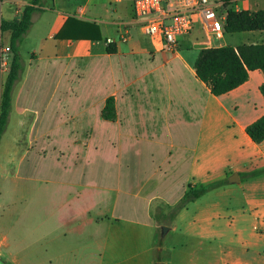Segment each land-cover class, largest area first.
I'll list each match as a JSON object with an SVG mask.
<instances>
[{"label": "crops", "instance_id": "1", "mask_svg": "<svg viewBox=\"0 0 264 264\" xmlns=\"http://www.w3.org/2000/svg\"><path fill=\"white\" fill-rule=\"evenodd\" d=\"M231 2L264 11V0ZM30 4L0 0V24ZM37 7L0 143L1 264H264V141L247 133L264 116V73L215 96L195 69L203 48L264 44V30L225 32L211 46L192 37L172 52L142 34L130 0ZM72 18L97 25L101 40L58 38ZM11 39L0 34V54L10 48L13 62ZM109 100L115 120L104 116ZM214 183L172 226L154 216L190 184ZM163 225L177 246H163Z\"/></svg>", "mask_w": 264, "mask_h": 264}, {"label": "trees", "instance_id": "2", "mask_svg": "<svg viewBox=\"0 0 264 264\" xmlns=\"http://www.w3.org/2000/svg\"><path fill=\"white\" fill-rule=\"evenodd\" d=\"M40 1L31 0V4L25 8L20 21H3L0 24V34L5 31L12 32L11 48L14 53L3 91L0 78V140L6 132L14 88L23 71L19 45L32 26V16L39 10L37 6H40ZM224 1L229 3L233 0ZM72 23V26H68ZM224 29L226 33L231 34L264 30V11L251 13L232 9L228 13ZM57 37L62 39L101 40L100 30L97 25L79 23L73 18L67 24V29L63 30ZM107 51L113 53L116 48L113 45H109ZM195 69L198 78L209 86L212 94L221 96L244 84L248 80L251 71L261 70L264 73V44L241 45L237 48L231 46L203 48L196 61ZM261 91L264 95V84L261 87ZM104 116L109 120L116 119L113 100L108 101ZM247 133L255 143L263 142L264 116L250 125L247 128ZM220 185L221 183L202 186L190 184L183 199L174 208L176 214Z\"/></svg>", "mask_w": 264, "mask_h": 264}, {"label": "built area", "instance_id": "3", "mask_svg": "<svg viewBox=\"0 0 264 264\" xmlns=\"http://www.w3.org/2000/svg\"><path fill=\"white\" fill-rule=\"evenodd\" d=\"M124 1V0H116ZM133 3L135 20L143 35L160 40L167 50L177 52L181 43L193 36L195 24L210 41L221 38L232 2L224 0H130ZM127 31V29H126ZM129 32L124 34V40ZM112 43V40H108ZM211 46L209 42L203 43ZM10 48L2 49L0 62L2 75L9 74L11 66Z\"/></svg>", "mask_w": 264, "mask_h": 264}, {"label": "rangeland", "instance_id": "4", "mask_svg": "<svg viewBox=\"0 0 264 264\" xmlns=\"http://www.w3.org/2000/svg\"><path fill=\"white\" fill-rule=\"evenodd\" d=\"M234 8H235V4H229L226 9L230 11V10H232ZM192 37H198L197 41L199 40V41H201V43H205V42H209L210 43L208 38L201 34V31H200V28H199V24H197V23L194 26V32H193V36ZM199 37H200V39H199ZM210 45H211V43H210ZM203 46H206V45L203 44ZM2 71L3 70H2L1 62H0V76H2V73H1ZM3 136H2V138H3ZM1 141H2V139L0 140V143H1ZM1 151L2 150H0V162H4L3 154L1 155ZM1 156H2V158H1ZM0 184H2V183H0ZM48 200L49 199H43L42 206H44V208L45 207L49 208L51 206V204H50V202ZM210 200H211V198H210V196L208 194V196H206L204 198V200H202V202H200V204H207V203L210 202ZM156 211L157 212H156V214L154 216L156 218H159L158 220L160 221L161 224H163L165 222V223H169L172 226L174 223L178 222V219L176 218L177 217L176 210H174V209L170 210V209H166V208L164 209V208H160L159 207V208H156ZM46 214L47 215H43V220H52L51 213L49 212V213H46ZM175 218H176V220H175ZM163 227L169 228L166 225H163L162 228ZM160 235H161V237L163 235L162 229L160 230ZM161 243L165 247L177 246V244H179V236H178V234H175V233H171V234L169 233V235L166 234L164 237L161 238ZM162 257H163V260H168L169 253L167 251H165L163 253Z\"/></svg>", "mask_w": 264, "mask_h": 264}, {"label": "water", "instance_id": "5", "mask_svg": "<svg viewBox=\"0 0 264 264\" xmlns=\"http://www.w3.org/2000/svg\"><path fill=\"white\" fill-rule=\"evenodd\" d=\"M235 178L237 179V181H235ZM230 182L232 183V184H235V183H239V176H238V174H235L234 175V178H232L231 180H230ZM162 231H163V237L168 233V231H169V228H167V227H163L162 228Z\"/></svg>", "mask_w": 264, "mask_h": 264}]
</instances>
